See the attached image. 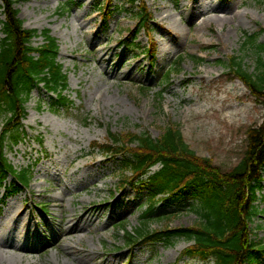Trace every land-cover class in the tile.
Here are the masks:
<instances>
[{
	"label": "rangeland",
	"instance_id": "1",
	"mask_svg": "<svg viewBox=\"0 0 264 264\" xmlns=\"http://www.w3.org/2000/svg\"><path fill=\"white\" fill-rule=\"evenodd\" d=\"M14 1L26 29L39 34L48 30L57 40L58 62L68 78L65 94L74 105L57 111L43 86L26 105L22 141L7 150V157L18 170L31 168L33 179L12 198L1 191L0 234L7 229L6 242L18 250L1 252L0 264H175L190 246L185 240L146 245L133 255L119 251L123 235L118 226H139L148 200L139 190L120 194L121 160L109 163L93 144H106L108 130L147 132L156 139L173 124L197 156L212 160L223 172L235 168L246 150L248 130L264 121V101L235 79L224 62L242 55L254 70V53L250 47L243 49V43L245 34L260 33L258 43L264 44V0H144L153 16L151 38L144 32L133 37L136 25L121 10L123 0L100 1L120 9L108 18L98 12V0ZM69 2L76 3L72 11L59 13ZM1 21L2 11L0 31ZM125 38L141 48L153 39L154 58L137 48L125 49ZM43 43L38 37L33 46ZM181 55L205 61L197 64L187 58L169 85L162 84ZM230 106L242 111L226 119L234 112ZM192 204L184 199L166 208L175 215L170 226L193 225L197 216L190 211ZM256 206L255 239L264 242V190ZM20 210L22 216L9 221ZM166 224L154 219L151 227ZM73 226L80 232H72ZM26 232V238H16ZM180 264L213 263L194 258Z\"/></svg>",
	"mask_w": 264,
	"mask_h": 264
},
{
	"label": "trees",
	"instance_id": "2",
	"mask_svg": "<svg viewBox=\"0 0 264 264\" xmlns=\"http://www.w3.org/2000/svg\"><path fill=\"white\" fill-rule=\"evenodd\" d=\"M0 1L4 18L0 31V117L4 119L0 135V191L5 189L8 196H13L29 187L33 179L31 168L18 170L7 157V150L14 149L22 141V121L33 91L43 86L52 94L51 107L57 111L69 110L74 102L65 94L68 78L58 62L57 40L48 30L39 34L36 30L26 29L14 0ZM100 1L98 11L107 18L120 10L119 7L109 8L110 4L106 6ZM108 1L113 3V0ZM74 5V2L68 3L59 9V13H68ZM121 10L135 22L133 37L144 32L151 38L153 16L144 0H123ZM259 35L245 34L243 43V49L250 47L254 53L253 71L247 67L242 55L229 57L224 65L256 99L264 101V44L258 43ZM38 37H42L44 43L34 47ZM149 41L147 47L141 48L134 39L125 38L122 46L128 50L137 48L153 59L155 43L153 39ZM187 58L197 64L205 61L198 56H179L164 75L162 84L169 85L170 77L181 71ZM92 148L110 158L111 163L121 160L118 169L122 195L128 189L139 190L148 200L140 215L139 226L130 230L125 223L118 226L123 235L122 249L133 255L135 248L144 245L171 246L175 241L185 240L190 246L175 264L185 258H198L213 264L264 261V242L255 239L253 229L259 215L256 205L264 190V121L248 130L244 155L229 172L221 171L212 160L197 156L187 145L179 127L173 124L162 129L156 139L147 132L117 134L108 130V142L95 143ZM9 179L11 184L7 187ZM184 199L192 200L190 211L197 216L196 222L188 227L174 228L170 226V220L175 215L165 209L179 205ZM154 219L165 220L167 224L153 229Z\"/></svg>",
	"mask_w": 264,
	"mask_h": 264
},
{
	"label": "bare ground",
	"instance_id": "3",
	"mask_svg": "<svg viewBox=\"0 0 264 264\" xmlns=\"http://www.w3.org/2000/svg\"><path fill=\"white\" fill-rule=\"evenodd\" d=\"M230 108H231V110L234 111V112H233V113H230V114L226 117V119H228V118L233 119L234 117H237V116L240 114V112L242 111V110L236 108L235 106H230ZM216 115H217V117H218V116H219V113H216ZM21 216H22V211L20 210V211H18V212L16 213L15 216H13L12 219L9 218V221H12L13 219L18 218V217H21ZM71 222H73V219H71L68 223H71ZM71 230H72V232H76V233L80 232V230L77 229V228H75L74 226L71 227ZM5 231H7V229H5L4 232H5ZM4 232L0 234V257H2V253H1V252L6 253V252L9 251V250H10V251H17V250H18L15 246H13V245H11V244H9V243L6 242ZM28 232H29V231H28ZM28 232H26V233H21V234H20V237H19V236H16V238H17L18 240H21L22 238H26L27 236H29V233H28ZM19 250L25 252L24 249H19ZM74 260H76L78 263H80V259H74Z\"/></svg>",
	"mask_w": 264,
	"mask_h": 264
}]
</instances>
